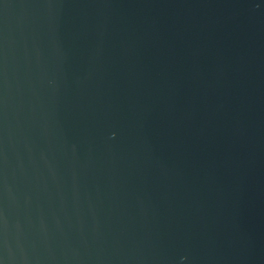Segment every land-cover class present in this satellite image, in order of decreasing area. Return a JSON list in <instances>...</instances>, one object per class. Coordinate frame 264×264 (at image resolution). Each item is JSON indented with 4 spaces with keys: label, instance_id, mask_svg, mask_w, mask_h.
<instances>
[{
    "label": "water",
    "instance_id": "95a60500",
    "mask_svg": "<svg viewBox=\"0 0 264 264\" xmlns=\"http://www.w3.org/2000/svg\"><path fill=\"white\" fill-rule=\"evenodd\" d=\"M0 264H264V0H0Z\"/></svg>",
    "mask_w": 264,
    "mask_h": 264
}]
</instances>
